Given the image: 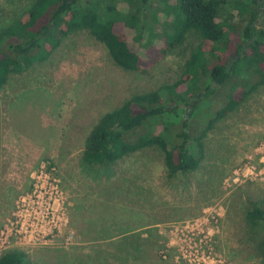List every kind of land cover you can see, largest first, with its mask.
Segmentation results:
<instances>
[{
    "label": "rangeland",
    "instance_id": "rangeland-1",
    "mask_svg": "<svg viewBox=\"0 0 264 264\" xmlns=\"http://www.w3.org/2000/svg\"><path fill=\"white\" fill-rule=\"evenodd\" d=\"M32 1L0 0V29ZM118 9L127 11L124 3ZM196 43L190 37L145 73L126 72L79 32L47 61L10 76L0 91V254L17 249L32 264H264V230L244 219L251 203L264 201V180L232 181L248 162L262 168L264 86L209 131L193 172L168 176L156 148L97 178L80 167L100 116L175 82ZM41 166L48 180L37 184L31 175Z\"/></svg>",
    "mask_w": 264,
    "mask_h": 264
},
{
    "label": "trees",
    "instance_id": "trees-1",
    "mask_svg": "<svg viewBox=\"0 0 264 264\" xmlns=\"http://www.w3.org/2000/svg\"><path fill=\"white\" fill-rule=\"evenodd\" d=\"M79 32L102 44L117 67L138 73L197 40L175 82L132 95L91 128L80 167L95 178L148 148L163 154L168 176L195 171L209 131L264 86V0H33L0 29V91ZM244 219L264 230V201L251 203ZM260 250L264 260V241ZM0 264L32 263L12 249Z\"/></svg>",
    "mask_w": 264,
    "mask_h": 264
},
{
    "label": "built area",
    "instance_id": "built-area-1",
    "mask_svg": "<svg viewBox=\"0 0 264 264\" xmlns=\"http://www.w3.org/2000/svg\"><path fill=\"white\" fill-rule=\"evenodd\" d=\"M257 150H260V149H257ZM258 153L260 154V157L258 159V162H259L258 166H262V168H264V155H263L261 150L258 151L256 153V155ZM262 168L258 169V167L256 168L254 165H252V164H250V162H248V164L245 165L242 169H238L237 171L234 172L235 178L232 181L237 182L238 176H242L245 180H247V179L254 180L257 177L264 180V177H262L264 174V171H261ZM31 178H32V180H36V182L38 184L42 178H45V180L46 179L48 180V173L46 174V170L44 169V166H41L39 171H36L33 173V175H31ZM34 187H35L34 193H36L37 189H38V185H35ZM45 188L46 187L43 184L40 186L41 191L45 190ZM49 200H51V196L49 197Z\"/></svg>",
    "mask_w": 264,
    "mask_h": 264
}]
</instances>
